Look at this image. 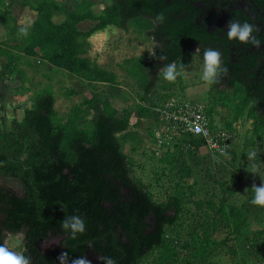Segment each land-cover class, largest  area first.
<instances>
[{"label":"trees","instance_id":"1","mask_svg":"<svg viewBox=\"0 0 264 264\" xmlns=\"http://www.w3.org/2000/svg\"><path fill=\"white\" fill-rule=\"evenodd\" d=\"M251 1L263 21L255 33L261 43L255 48L246 44L234 61L229 49L233 40L227 38V31L211 33L208 29L210 17L206 12L210 11L211 0H110L102 2L99 14L92 10L95 3L91 0H83L82 12L57 0H36L33 5L22 0L37 17L24 29L27 35L15 30L12 41L19 42L14 48L26 56L40 55L53 68L90 83H105L111 89L117 82L116 75L92 64L84 56L86 48L79 39L108 26L127 32L133 22L139 32L146 30L147 38L155 42L148 58L135 60L129 70L142 91L137 115L157 121L155 107L173 98L172 93L159 103L149 98L157 85L172 88L173 83L158 84L162 67L172 62L188 63L195 48L200 49L199 56L206 49H216L227 71L218 76L211 90L220 93L223 84L234 90L239 102L233 120L246 112L257 133L264 128V0ZM56 13H64L65 20L55 23ZM160 14L163 22L156 19ZM249 16L235 18L255 26ZM7 18V4L0 0V24L5 26ZM85 21L95 23L87 32L78 28ZM7 46L0 44V58L7 59L5 68L10 70L19 56L10 57ZM28 103L26 107V103L13 99L9 102L13 110L23 111L21 118H12L9 123L7 116L0 114V179L6 182L0 184V244L5 246L7 234H22L21 252L31 257V264H60L58 258L64 253L63 264H72L81 256L91 264H101V256H111L117 264H141L156 251L160 262H170L175 246L166 240V228L179 224L184 193L166 194L157 202L147 185L135 177L134 165L123 150L125 143L141 140L137 122L131 123V112L117 109L109 98L99 94L85 99L84 107L75 106L68 118L58 117L52 92L42 91ZM5 109L0 105L1 112ZM206 112L211 115V109ZM85 119L89 124L86 129L78 125ZM163 131L167 136L166 127ZM179 140L196 147L205 142L194 136ZM162 160L173 162L171 156ZM14 182L21 193L7 186ZM230 213L235 215L237 210L232 207ZM68 215H80L86 221V231L75 239L61 228ZM240 227L238 223L236 229ZM50 236L61 237V248L44 254L42 244ZM252 245L264 259V236Z\"/></svg>","mask_w":264,"mask_h":264},{"label":"rangeland","instance_id":"2","mask_svg":"<svg viewBox=\"0 0 264 264\" xmlns=\"http://www.w3.org/2000/svg\"><path fill=\"white\" fill-rule=\"evenodd\" d=\"M21 1L6 0L11 20L7 18L5 26L0 24V40L6 38L2 40L3 44L9 46L10 57L19 56L18 60L13 61L10 70L5 68L8 61L3 57L5 76L14 75L9 77L14 85L17 75L25 82V89L15 101L26 103L28 107V100L32 101L42 91H49L55 98L58 117L68 118L72 116L75 106L84 107L83 101L93 94L109 98L117 109L131 112V123L137 122L139 126L141 140L127 142L123 148L134 165L135 177L147 185L157 202L163 201L166 194L178 191L184 193V207L179 224L175 228H166L165 234L166 240L175 246L174 258L162 263L159 261L160 254L156 251L144 258L141 264H264V259L252 245L264 236V207L249 203L253 196L252 186H259L261 180L249 173L250 162L247 161L248 152L256 150L258 159L264 162V128L254 132L253 120L246 116V112L238 120H233L239 96L225 84L221 86L220 93H215L211 90V85L200 78L203 56L193 52L188 63L184 64L185 73L175 82L162 79L158 83H173L172 88L164 89L162 85H157L149 98L159 103L166 94L172 93L173 98L211 109L209 118L212 127L224 132V139L227 140L223 152L214 150L206 142L196 147L190 141L172 138L168 134L166 136L161 127L162 121L138 118L137 109L142 105L139 102L142 91L129 70L135 60H146L152 52L153 41L147 38L146 30L139 32L141 30H137L135 24L130 22L127 32L108 26L79 39L86 48L84 56L92 64L116 75L117 82L110 89L105 83H90L67 71L50 68L41 57L34 58L18 52L14 48L15 41H12L15 30H20L17 26L27 28L36 15L33 8L24 6ZM28 1L32 5L36 2ZM57 1L70 3L73 11H83V0ZM91 1L95 3L92 10L96 14L101 12L103 3L110 2ZM65 18L64 13L53 15L55 23H60ZM94 25L91 21H85L78 24V28L87 32ZM28 92L32 93L31 96ZM148 104L144 102V105ZM22 113L20 109L13 110L10 105L6 106L5 111H0V114L7 116V123L12 118H21ZM78 125L84 129L89 127L86 119L81 120ZM165 156H171L173 162L165 163L162 160ZM261 179L264 180V176ZM0 184L6 185V182L0 179ZM7 186L18 194L21 193V188L15 182ZM232 207L237 210L235 215L230 213ZM238 223L241 227L236 229ZM5 246L21 252L23 235L7 234ZM58 248H61V237L50 236L42 244V253L50 254Z\"/></svg>","mask_w":264,"mask_h":264},{"label":"clouds","instance_id":"3","mask_svg":"<svg viewBox=\"0 0 264 264\" xmlns=\"http://www.w3.org/2000/svg\"><path fill=\"white\" fill-rule=\"evenodd\" d=\"M157 21L163 22L162 14L157 16ZM27 35L26 30H22ZM258 29L249 22L241 23L239 20L228 22L227 38L236 40L245 44L259 46L261 41L257 38L256 32ZM186 66L182 63L172 62L164 65L160 71V77L168 82H175L178 77L185 73ZM227 69L222 66L221 53L216 49H206L203 54V64L201 79L208 85L216 82L221 73ZM247 161L250 162V172L259 177L261 183L259 186H252L253 196L249 203L254 206L264 207V162L258 159V152L251 150L247 154ZM61 228L70 238L75 239L79 234L86 231V221L80 215H68L63 218ZM67 254H62L58 259L60 264H63ZM101 264H117V261L111 256H101L99 258ZM0 264H31V257L26 256L23 252L13 251L10 248L0 244ZM72 264H91V261L84 257H77L72 261Z\"/></svg>","mask_w":264,"mask_h":264},{"label":"built area","instance_id":"4","mask_svg":"<svg viewBox=\"0 0 264 264\" xmlns=\"http://www.w3.org/2000/svg\"><path fill=\"white\" fill-rule=\"evenodd\" d=\"M154 110L158 121L163 122L161 127H166L172 138L202 137L214 150H225V133L212 127L209 115L202 105L170 98L159 103Z\"/></svg>","mask_w":264,"mask_h":264},{"label":"flooded vegetation","instance_id":"5","mask_svg":"<svg viewBox=\"0 0 264 264\" xmlns=\"http://www.w3.org/2000/svg\"><path fill=\"white\" fill-rule=\"evenodd\" d=\"M211 2L212 5L210 7V11L206 12L210 17L208 29L211 33H214L219 29H223V32L226 33L228 22L237 20L235 17L239 15L241 17H245L247 14L250 15L249 17L251 20H255V27L257 28L261 27L263 24V21L259 19L258 12L255 10L258 9V7L255 6L254 8L251 0H211ZM204 9L206 10V8ZM260 13L263 15L262 11H260ZM259 33H261V29L259 30ZM232 43L233 46H231L229 49L232 55V61H234L236 59V54L241 53L246 48V44L236 40H233ZM154 46L155 42H153V48ZM251 46L252 45L249 47ZM255 47L256 46H252V48ZM193 52H200V49L195 48Z\"/></svg>","mask_w":264,"mask_h":264},{"label":"crops","instance_id":"6","mask_svg":"<svg viewBox=\"0 0 264 264\" xmlns=\"http://www.w3.org/2000/svg\"><path fill=\"white\" fill-rule=\"evenodd\" d=\"M4 1V3L5 4H7V2H6V0H3ZM13 3V2H12ZM8 5V4H7ZM31 10V9H30ZM32 11V10H31ZM35 12V14L36 15H34V19L30 22V24L36 19V17H37V13H36V11H34ZM11 15V14H10ZM13 16V15H12ZM13 18H14V21H16V19H15V17L13 16ZM29 24V23H28ZM29 24V25H30ZM28 25V26H29ZM20 30H24V29H22V27L21 26H17ZM2 39H6L5 37L4 38H1V40H0V44L1 43H4V40H2ZM18 43L19 42H17V41H15V42H13V44H14V46H16V45H18ZM10 44V43H9ZM11 50H13V49H11ZM15 51V50H14ZM16 52V51H15ZM39 58L40 56H36V58ZM35 58V57H34ZM3 64H4V58L2 57L1 59H0V105H5V107L7 106V105H9V100L11 101L13 98H14V100L15 99H17V97L19 96V94H20V92H22L25 88L23 87V85H24V80H23V78L21 77V76H19V75H17V81H16V83H18V84H16L15 83V85H14V83H13V81H12V79H10V78H12V77H14V75H11V77H10V75H7V76H5L6 74H5V72H4V69H3ZM50 68H52V67H50ZM10 77V78H9ZM13 91H15V92H13ZM28 94L30 95V94H32L31 92L29 93L28 92ZM31 96V95H30ZM13 97V98H12Z\"/></svg>","mask_w":264,"mask_h":264},{"label":"water","instance_id":"7","mask_svg":"<svg viewBox=\"0 0 264 264\" xmlns=\"http://www.w3.org/2000/svg\"><path fill=\"white\" fill-rule=\"evenodd\" d=\"M1 180H3V179L1 178Z\"/></svg>","mask_w":264,"mask_h":264}]
</instances>
